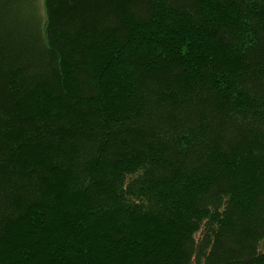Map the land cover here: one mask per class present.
<instances>
[{
	"label": "trees",
	"instance_id": "trees-1",
	"mask_svg": "<svg viewBox=\"0 0 264 264\" xmlns=\"http://www.w3.org/2000/svg\"><path fill=\"white\" fill-rule=\"evenodd\" d=\"M0 264H264V0H0Z\"/></svg>",
	"mask_w": 264,
	"mask_h": 264
}]
</instances>
